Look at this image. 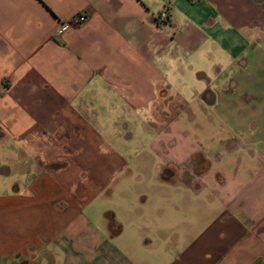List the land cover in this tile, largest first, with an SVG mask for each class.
Listing matches in <instances>:
<instances>
[{
    "label": "crops",
    "instance_id": "1",
    "mask_svg": "<svg viewBox=\"0 0 264 264\" xmlns=\"http://www.w3.org/2000/svg\"><path fill=\"white\" fill-rule=\"evenodd\" d=\"M256 259L264 0H0V264Z\"/></svg>",
    "mask_w": 264,
    "mask_h": 264
},
{
    "label": "rangeland",
    "instance_id": "2",
    "mask_svg": "<svg viewBox=\"0 0 264 264\" xmlns=\"http://www.w3.org/2000/svg\"><path fill=\"white\" fill-rule=\"evenodd\" d=\"M181 97L187 98L188 96H184L181 94ZM177 103V102H176ZM180 108V107H179ZM192 110L189 112L183 109L175 108L174 114V123L175 126L173 128V135L176 138V141H179L184 138V134L187 135L189 139L192 138H202V108L197 105L192 106ZM191 140V141H192ZM194 141L191 142V146H195ZM183 147V146H182ZM181 144H176V151L182 150ZM21 261H17L11 264H20Z\"/></svg>",
    "mask_w": 264,
    "mask_h": 264
},
{
    "label": "built area",
    "instance_id": "3",
    "mask_svg": "<svg viewBox=\"0 0 264 264\" xmlns=\"http://www.w3.org/2000/svg\"><path fill=\"white\" fill-rule=\"evenodd\" d=\"M160 17H162V18L166 17V11H162L160 13ZM83 19H85V15L80 14V15L77 16V20L78 21H82Z\"/></svg>",
    "mask_w": 264,
    "mask_h": 264
},
{
    "label": "trees",
    "instance_id": "4",
    "mask_svg": "<svg viewBox=\"0 0 264 264\" xmlns=\"http://www.w3.org/2000/svg\"><path fill=\"white\" fill-rule=\"evenodd\" d=\"M191 1H196V0H191ZM253 264H264V260L262 259H256Z\"/></svg>",
    "mask_w": 264,
    "mask_h": 264
}]
</instances>
